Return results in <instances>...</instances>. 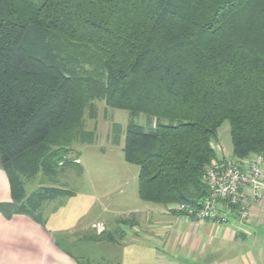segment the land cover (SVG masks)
<instances>
[{"label": "trees", "instance_id": "16d2710c", "mask_svg": "<svg viewBox=\"0 0 264 264\" xmlns=\"http://www.w3.org/2000/svg\"><path fill=\"white\" fill-rule=\"evenodd\" d=\"M95 98L147 120L124 131L139 198L199 203L224 120L233 158L264 154V0H0L3 216L42 226L39 205L74 194L55 185L66 168L82 172L66 154L92 141L79 127ZM37 175L50 185L24 194Z\"/></svg>", "mask_w": 264, "mask_h": 264}, {"label": "crops", "instance_id": "0c3cea01", "mask_svg": "<svg viewBox=\"0 0 264 264\" xmlns=\"http://www.w3.org/2000/svg\"><path fill=\"white\" fill-rule=\"evenodd\" d=\"M86 197L74 193L56 198L58 203L43 215L42 226L22 215L7 220L0 214V264H73L57 248L54 232L67 231L70 237L73 225L69 213L62 212L75 200L91 205H86ZM9 201V180L0 168V202ZM152 204L133 213L131 227L123 224L130 228L127 232L118 228L119 238H113L111 248L104 246L115 254L106 255L103 264H264V195L247 219L232 213L220 224L189 219L167 211L165 205ZM102 222L92 221L89 227L98 234Z\"/></svg>", "mask_w": 264, "mask_h": 264}, {"label": "rangeland", "instance_id": "374dc122", "mask_svg": "<svg viewBox=\"0 0 264 264\" xmlns=\"http://www.w3.org/2000/svg\"><path fill=\"white\" fill-rule=\"evenodd\" d=\"M129 118H132L129 111L108 107L103 99L89 100L84 108L79 130L82 128L86 132H91L92 141L90 143L75 141L66 154L68 158L77 160L76 164L82 166V172L78 174L75 168H66L59 174L55 186L67 188L74 193H85L86 205L91 204L87 207L83 205L82 199L75 200L68 207L69 209L62 212V215L69 213V221L73 225L72 230L69 231L70 237L66 236L67 231L54 232L59 246L54 244L68 256L73 264H78L80 260L84 264H103V259L107 258L106 255L113 258L115 253H112L109 248L114 242L106 241L109 236L107 234H111L113 238L115 236L119 238L121 232L118 228L127 232L130 229L128 227H131L132 215L136 213L135 211L153 205L141 200L138 196V166L124 160V131ZM132 119L141 125L147 122L141 114ZM212 144L216 154L222 153L233 159L228 120H224L218 127ZM42 180L40 175L33 179L25 178L22 181L24 194L30 193L37 187L50 185L43 183ZM57 203V199L42 202L36 210L37 215H42L43 219V215ZM14 215L25 216L38 224L24 214L3 217L10 220ZM96 220L103 221L100 227L105 236L97 242L83 239V236L90 237L96 232L95 228L89 227L90 223ZM105 244L109 248L104 247Z\"/></svg>", "mask_w": 264, "mask_h": 264}, {"label": "built area", "instance_id": "2783aa9c", "mask_svg": "<svg viewBox=\"0 0 264 264\" xmlns=\"http://www.w3.org/2000/svg\"><path fill=\"white\" fill-rule=\"evenodd\" d=\"M207 192L199 203L188 201L171 203L166 210L198 221L225 222L235 213L247 219L252 208L260 204L264 195V154L251 159H213L202 174ZM99 229V228H97Z\"/></svg>", "mask_w": 264, "mask_h": 264}]
</instances>
